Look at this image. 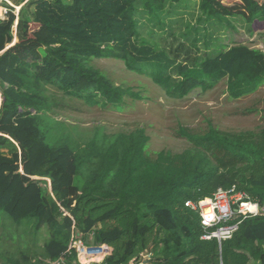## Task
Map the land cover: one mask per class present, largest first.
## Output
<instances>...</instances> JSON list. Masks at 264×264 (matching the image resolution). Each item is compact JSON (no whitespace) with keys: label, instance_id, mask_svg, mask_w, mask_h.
Segmentation results:
<instances>
[{"label":"trees","instance_id":"16d2710c","mask_svg":"<svg viewBox=\"0 0 264 264\" xmlns=\"http://www.w3.org/2000/svg\"><path fill=\"white\" fill-rule=\"evenodd\" d=\"M182 1L21 0L18 15L7 5L0 17V214L12 223L0 219V264H79L73 239L106 245L101 264H140L154 247L147 264H264V213L235 214L238 229L219 243L202 239L201 215L186 206L234 187L264 208V128L179 127L189 147L151 155L141 127L107 135L97 126L90 140L73 144L64 142L67 127L41 126V115L57 106L47 85L89 104L105 100L97 91L102 76L87 66L92 58L120 59L176 98L221 81L231 98L254 93L264 82V51L245 44L210 49L213 32L204 25L225 20L227 7L200 0L198 13H189ZM180 9L186 32L166 37L167 15ZM143 13L163 27L161 44L140 34ZM247 17L264 22V0H250ZM17 18L19 42L3 52ZM43 229L49 234L41 243Z\"/></svg>","mask_w":264,"mask_h":264},{"label":"rangeland","instance_id":"374dc122","mask_svg":"<svg viewBox=\"0 0 264 264\" xmlns=\"http://www.w3.org/2000/svg\"><path fill=\"white\" fill-rule=\"evenodd\" d=\"M20 1L0 0V6L3 8L0 17L4 19L6 12L10 10L7 5L14 7L18 15L25 4L24 2L19 5ZM249 1L217 0V3L227 8L221 13L225 20L219 21L215 18L211 23L204 25L213 32L210 49L219 50L223 45L231 47L245 44L264 51V22L249 23L247 17ZM180 5L186 12L198 13L200 0H183ZM182 11L183 9H180L167 15L164 24L166 37L171 30L186 32L185 23L189 19ZM138 18L141 19L140 34L144 37L154 34L155 42L161 44L163 27L150 21L151 17L146 16V13ZM18 22L17 18L13 27L14 40L3 52L19 42ZM37 29L36 25H30L31 32H36ZM87 66L93 67L98 73L97 76H102L97 91L106 101L101 99L99 103L89 104L83 99L63 93L53 85H47L46 95H50L57 106L52 107L51 113L41 115V126L44 130L46 126L50 127L54 132H56L54 124L67 127L66 132H70L71 136L66 137L62 134L64 142L71 140L75 144L74 140L78 142L90 140L97 126H100L107 135L129 132L141 127L150 137L148 152L154 155L163 149L180 152L189 147V142L180 136L179 127H186L195 133H204L209 124H212L223 132L252 134L264 128V82L254 93L240 99L230 97L226 81H221L206 91L197 89L184 98H176L168 95L149 76L129 71L120 59L92 58L88 60ZM3 99L1 98L0 108ZM50 134L48 137L50 135L51 140L57 139L53 133ZM0 219L8 224L12 223L11 218L4 212H1ZM48 234L46 229L42 230L41 243ZM157 250L154 247L148 251L152 254L146 255L147 261L154 258Z\"/></svg>","mask_w":264,"mask_h":264},{"label":"built area","instance_id":"2783aa9c","mask_svg":"<svg viewBox=\"0 0 264 264\" xmlns=\"http://www.w3.org/2000/svg\"><path fill=\"white\" fill-rule=\"evenodd\" d=\"M48 182L50 186L51 181ZM186 206L197 210L201 215L205 231L202 239H216L219 243L230 238L238 229L241 221L232 222L235 214L246 218L264 213V208L258 202L250 200L248 195L236 191L234 187L229 190L218 189L212 197L198 202L188 201ZM70 248L75 249L79 264H101L110 254L106 245L90 246L81 239H73ZM146 255L143 257L146 258ZM53 264L62 263L58 261Z\"/></svg>","mask_w":264,"mask_h":264},{"label":"crops","instance_id":"0c3cea01","mask_svg":"<svg viewBox=\"0 0 264 264\" xmlns=\"http://www.w3.org/2000/svg\"><path fill=\"white\" fill-rule=\"evenodd\" d=\"M149 253H151V252H148V251H147V252H145V255H146V254H149ZM146 261H147V259L143 257V259L141 260L140 264H145ZM131 264H134V262H131Z\"/></svg>","mask_w":264,"mask_h":264},{"label":"bare ground","instance_id":"6f19581e","mask_svg":"<svg viewBox=\"0 0 264 264\" xmlns=\"http://www.w3.org/2000/svg\"><path fill=\"white\" fill-rule=\"evenodd\" d=\"M2 11H3V8L0 6V15H1Z\"/></svg>","mask_w":264,"mask_h":264},{"label":"water","instance_id":"95a60500","mask_svg":"<svg viewBox=\"0 0 264 264\" xmlns=\"http://www.w3.org/2000/svg\"><path fill=\"white\" fill-rule=\"evenodd\" d=\"M36 178H38V177H36Z\"/></svg>","mask_w":264,"mask_h":264}]
</instances>
